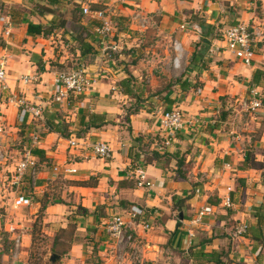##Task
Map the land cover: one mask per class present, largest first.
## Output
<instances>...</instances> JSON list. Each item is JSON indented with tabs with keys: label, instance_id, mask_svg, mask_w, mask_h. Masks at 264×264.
<instances>
[{
	"label": "crops",
	"instance_id": "1",
	"mask_svg": "<svg viewBox=\"0 0 264 264\" xmlns=\"http://www.w3.org/2000/svg\"><path fill=\"white\" fill-rule=\"evenodd\" d=\"M88 1L93 10L103 8L110 16L125 20L140 10L152 20L158 18L174 26L190 22L199 25V34L183 31L178 38L187 54L196 50L201 58L190 60L188 74L176 85L178 90L165 91L161 98L163 102L171 99L172 103L165 106L179 109L196 123L166 137L157 130L159 109H141L127 122L123 104L131 97L122 93L118 82L128 71L136 82L140 78L132 70L134 65L125 62L123 53H104L94 24L81 17V8L74 7L73 0H63L59 5H48L47 0H0L7 9V4L20 7L15 18L0 13L12 22L10 35L5 37L1 36L0 21V38L4 42L0 59L7 58L6 84L27 104L42 108L40 119L32 120L26 114L21 123L19 107L5 103L0 96L5 123L0 146L13 155L1 168L2 174L11 177L20 147L30 142L32 132L40 133L41 138L32 148L37 160L36 176L32 180L26 174L19 184V190L32 197L31 205L14 208V193L0 189V264H27L35 251L39 228L49 241L48 257L54 244L63 252L53 264H116L108 244L106 222L129 206L142 208V222L149 224V228L135 227L146 264H197L203 259L200 252L220 251L227 252L224 264H264V109L249 118L240 103L249 96L253 71L264 69V38L255 48L251 65H245L225 49L221 34L223 20L230 14L227 4L240 8L239 16L230 20L232 24L259 20L264 25V0ZM36 4H46L55 13L40 14ZM79 14L94 32L90 41L96 49L93 54L80 55L72 38L60 31L47 35L28 33V24L46 25L61 15L76 18ZM195 18L203 20L205 26ZM120 34L130 36L126 31ZM72 65L83 66L88 74L96 76L97 82L82 94L71 95L67 102H55L51 94L56 74ZM33 73L40 75L39 83L24 84L19 80L21 75ZM258 87L264 105V89ZM156 99V95L149 97L150 101ZM227 100L234 104L225 105ZM227 107L236 123L223 118ZM94 112L106 114L114 123L83 131L88 114ZM241 114L245 116L241 118ZM55 124L68 136L51 130L49 126ZM75 136H81L84 142L71 148L67 141ZM168 137L169 144L160 149ZM99 140L111 147L110 157L93 153L91 143ZM152 150L169 152L172 157L167 162L159 158L144 163V152ZM179 159L183 161L180 172L175 169ZM58 163H67L76 172H56L53 167ZM139 171L153 182L152 187L137 186ZM58 183L65 186V191L50 192L49 187ZM227 194L232 202L228 208L222 205ZM45 196L50 202L40 211L37 200ZM56 198L62 202H54ZM205 204H210L213 211L192 227L190 235L189 222ZM239 224L247 226L246 233L232 236L233 228ZM16 235L21 236V247L14 260L11 245Z\"/></svg>",
	"mask_w": 264,
	"mask_h": 264
},
{
	"label": "built area",
	"instance_id": "2",
	"mask_svg": "<svg viewBox=\"0 0 264 264\" xmlns=\"http://www.w3.org/2000/svg\"><path fill=\"white\" fill-rule=\"evenodd\" d=\"M74 4L81 8L83 15H88L92 19L100 22L95 27V31L100 35L103 42V51L108 53L111 51L119 52L122 47L120 44L111 42L109 44V35L113 29V24L106 9H91L88 0H73ZM0 21L2 23L1 36H9L12 28V22L9 16L1 15ZM130 25H136L138 28L147 29L148 25L152 23V18L138 10L135 11L130 19ZM180 28L185 31H195L200 33V27L195 22L183 23ZM264 38V25L259 20H238L223 30V39L225 42V49L229 51L236 59L240 60L245 65H251L255 48L258 43ZM176 54L172 61V68L174 70L180 69L185 55L182 44L176 40L175 42ZM109 54V53H108ZM7 58L0 59V96L3 97L5 103L14 104L19 107L18 120L23 123L26 114L31 115L32 120L40 119L42 116V108L37 104H27L23 98L17 94L9 91L6 84V70ZM19 80L24 84H37L40 82V75L24 74L19 77ZM97 82L96 76L88 74L83 66L73 67L57 72L55 77V89L52 91L51 97L55 102H67L71 95L82 94L89 90ZM198 93L201 89L196 90ZM249 100L243 101L242 105L246 111L258 112L263 107V101L260 97L259 87L250 84L249 86ZM194 118H187L177 108L169 110H161L157 119V130L161 135H172L177 131L184 129L187 126H192L196 122ZM4 117L0 112V135L4 132ZM167 137V136H166ZM40 134L32 132L30 135V142L24 144L19 150V157L17 158L11 177L4 176L1 168L6 165L9 159H13V155L0 146V189L6 192H13L12 205L14 208L29 206L32 203V197L19 190V184L22 182L24 176L29 174L34 180L37 173V160L32 153L34 148L40 141ZM81 136L70 137L68 145L75 148L84 142ZM169 144V137L163 141L159 146ZM93 153L101 158H108L112 155V150L106 141H96L91 143ZM53 170L62 174H73L76 168L69 166L67 163L56 164ZM29 172V173H27ZM136 184L139 187L149 188L154 184L146 176L143 171L136 174ZM230 188H228V191ZM222 205L226 208L232 206L230 195L227 194L222 200ZM212 206L205 204L201 206L189 222V231L192 235V227L201 223L202 219L212 213ZM144 214L142 208L138 206H130L124 213H116L107 220L106 232L108 234V244L110 251L116 264H146V257L143 247L136 241L135 227L142 225L143 228H149L148 223H143L141 216ZM247 226L239 224L233 228L232 236H240L245 234ZM21 247V236L16 235L12 243V257L17 258L19 248Z\"/></svg>",
	"mask_w": 264,
	"mask_h": 264
},
{
	"label": "rangeland",
	"instance_id": "3",
	"mask_svg": "<svg viewBox=\"0 0 264 264\" xmlns=\"http://www.w3.org/2000/svg\"><path fill=\"white\" fill-rule=\"evenodd\" d=\"M239 9V6H236L235 4L226 5V10L230 14L227 19L223 20V24L225 26H221V34L223 33V29H225L226 26L232 24L230 20H235V18L239 16ZM110 17L113 22V29L111 31V34L109 35V44H111V42L120 44L122 49H120L119 52L123 53V57H126L127 61L125 62L134 65V68H132V70H136L135 74L138 78H140L137 79V85L139 86L137 93L138 97L140 96L141 101L138 102V98L136 99L135 97L126 99V103L123 104V107L127 109L132 105L139 103V105L143 109H166V106L161 100L163 96L162 94H164V92L168 90H178L176 85H179V83L183 80V76H186V74H188V66L190 65L189 62L191 60V54H187L186 52L182 61L181 68L176 70L172 68V61L176 54L174 48L175 42L176 40L180 41L178 37L185 30L181 29L179 25L174 26L173 24L162 22L158 18H153L152 23L148 25L147 29H141L136 25L131 26L128 19L125 20L123 24L118 25V22L116 23V20L114 19L116 17ZM87 18L90 17L87 15H83V19ZM226 22L229 23L226 24ZM120 31L129 32L130 36L124 37L120 34ZM192 46H194V43H192ZM115 53L116 52L110 50V54L112 56ZM69 68H73V65L67 68H62L61 70ZM260 87L264 89V84ZM180 89L182 90V88ZM153 95H156V101L149 100V97ZM260 97L262 98L261 91ZM249 98L250 96H248L245 101H248ZM229 103L234 104L233 101L227 100L224 102V104L227 106ZM240 103L242 104L243 101ZM263 109L264 105L258 112L250 110L245 113L247 114V117L250 118V116L255 115V113L259 114L260 112H262ZM224 112L225 115H223V118L231 119L235 123L237 122V120L234 119L233 116H231V109L227 107ZM244 116L242 115L241 118H243ZM122 124L126 125L125 123ZM21 149L22 146L20 147V150ZM65 189V186L60 183L49 187L50 192L58 194H62ZM65 196L66 198L69 197L66 194ZM35 241L37 244L34 248L35 251L31 256V260L27 262V264H53L48 257L50 253L49 241L47 240L46 235L43 232H40V228L38 230V233L35 235ZM13 259L16 260V258ZM57 260H55L54 263H56Z\"/></svg>",
	"mask_w": 264,
	"mask_h": 264
},
{
	"label": "trees",
	"instance_id": "4",
	"mask_svg": "<svg viewBox=\"0 0 264 264\" xmlns=\"http://www.w3.org/2000/svg\"><path fill=\"white\" fill-rule=\"evenodd\" d=\"M47 2L49 3L48 5H59L60 3L63 2V0H47ZM7 6L9 7L7 9L6 7V3L2 2L0 3V13L2 14H6V15H10L11 18H15V12H18L20 10V7L18 5L15 4H7ZM74 7L79 8L77 5L74 4ZM91 7V6H90ZM35 8L37 9L38 13L40 14H44L45 12H52L55 13V10L49 6H47L46 4H36ZM92 9V8H91ZM101 9V8H99ZM4 10V12H3ZM10 11V12H8ZM81 12V17H83L82 11L80 9ZM9 17V18H10ZM10 18V20H11ZM111 19V17H110ZM116 20V23L118 22V25H121L124 23L125 18L123 17H116L114 18ZM196 19V18H195ZM198 20V19H196ZM112 21V19H111ZM88 22L94 24V27L98 26L100 24L99 21L88 18ZM199 24L203 27L205 26V22L203 20H198ZM197 22V23H198ZM113 24V22H112ZM206 27H210L209 25H206ZM28 33L29 34H43V35H47L50 34L54 31H60L61 34L63 36L68 35L72 38V41L75 42V48H77L80 52V55H85V54H93L95 53V48L94 46L91 44V40L94 39V32L87 26L85 25L81 18H80V14L77 15V17L75 18L74 16H65L63 17L62 15L58 18L55 19L51 22H49L46 25H33V24H28L27 27ZM64 41H67V43H70V41L68 39H64ZM71 41V42H72ZM202 41H206L204 38ZM71 44V43H70ZM70 44H68L70 46ZM4 42L2 40V38H0V46H3ZM70 48L72 49V45L70 46ZM191 60L192 62L195 60H198L199 58H201V54L199 51L194 50V52L191 55ZM60 67H62V65H60ZM60 70V69H59ZM251 81L254 85H258V86H263L264 84V69H259L256 68L253 73H252V78ZM118 85L122 91L123 94H126L128 96H130L131 98H138V102L141 101L140 100V96L138 97V89L139 86L137 85L136 79L135 77L132 75L131 72H127L126 76L121 79L118 82ZM172 103L171 99H167L166 102H163L164 105H168ZM125 109V119L128 122L130 115L135 114L137 112H139L141 109H143L139 103L132 105L130 108H124ZM169 109L168 106H166L167 110ZM83 125V121L80 122ZM110 123H114V120H111L107 117L106 114L104 113H90L88 114V122L85 128H83L82 130H86L87 128L90 127H95V128H99L102 127L106 124H110ZM59 125V124H58ZM54 125V126H49L51 130H55L58 131L60 133H62L65 136H68V134H66L65 132H63L62 130H60V125ZM144 163H151L153 160L155 159H159L162 158L163 161H169L172 157V154H169V152H159L157 150H152L150 152H144ZM183 164L182 160H177L176 163V170L178 172H180L179 167ZM180 175V174H178ZM80 184L84 183V182H78ZM37 201H39L40 203V208L39 210L42 211L48 202H50V200L45 196L44 199H38ZM56 203H61L62 200L56 198V200H53ZM130 207V206H129ZM57 247L56 244H54V248H52V253H55L57 255H61L63 252L60 251ZM200 254L202 255L203 259H202V263L198 262L197 264H203L205 262H209L212 264H224L227 260V252H200ZM197 260V259H196Z\"/></svg>",
	"mask_w": 264,
	"mask_h": 264
},
{
	"label": "water",
	"instance_id": "5",
	"mask_svg": "<svg viewBox=\"0 0 264 264\" xmlns=\"http://www.w3.org/2000/svg\"><path fill=\"white\" fill-rule=\"evenodd\" d=\"M179 218L180 219H182L183 218V216H182V213L181 212H179ZM58 255L57 254H55V253H52L51 255H50V257H49V260L51 261V262H54L56 259H58Z\"/></svg>",
	"mask_w": 264,
	"mask_h": 264
}]
</instances>
